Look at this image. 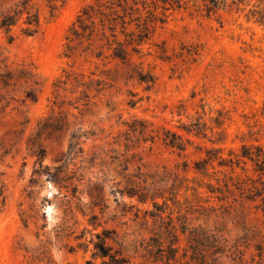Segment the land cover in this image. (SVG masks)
I'll list each match as a JSON object with an SVG mask.
<instances>
[{
    "label": "rangeland",
    "instance_id": "rangeland-1",
    "mask_svg": "<svg viewBox=\"0 0 264 264\" xmlns=\"http://www.w3.org/2000/svg\"><path fill=\"white\" fill-rule=\"evenodd\" d=\"M22 3L38 31L0 30V264H264V0L0 16ZM87 6L124 60L99 16L75 36Z\"/></svg>",
    "mask_w": 264,
    "mask_h": 264
},
{
    "label": "trees",
    "instance_id": "trees-1",
    "mask_svg": "<svg viewBox=\"0 0 264 264\" xmlns=\"http://www.w3.org/2000/svg\"><path fill=\"white\" fill-rule=\"evenodd\" d=\"M197 1H202L203 3H205L209 11L216 10L219 7V5L222 4L223 2V0H197ZM23 14L26 15V21L24 22L25 28L22 29L23 35L32 36L33 34H35L39 28L38 17L30 14L27 6L24 5L23 3L21 4V9L19 10L15 9L13 11L10 10L0 16V30H4L6 33L10 32L12 27L16 25L19 16ZM96 16H99V22L101 23L100 25L103 31L101 36L103 39L106 40L107 42L106 44L109 45L108 49L112 45H114L115 47L112 48L113 56L120 60H124L125 57L127 56L126 50L123 47V45L116 40L115 38L116 35L114 34L113 27L111 25V22L115 21L117 18L108 19L107 18L108 15L103 14L102 12H100V10L95 9L93 6H87L86 8H84L81 11V14L77 17V22L80 24L79 27L81 29V32L74 30L75 36L81 39L83 38L90 39L93 31L88 30L89 28L86 25V23L90 22L91 24H94L93 19L96 18ZM106 22L107 25L110 27L107 29H109V31L112 33L111 36L114 38L111 43H109V40L104 33ZM122 24L124 25V22H122ZM98 55H101V52H99ZM72 138L75 140L78 139V137H72ZM98 239H99V243L96 244L95 248L98 250L99 256L102 258L109 257L111 260L114 261L113 257L108 254V249H106L105 247V243H104L105 238L98 237ZM170 251L173 252L174 250L171 249ZM115 264H121V261L119 262L117 260Z\"/></svg>",
    "mask_w": 264,
    "mask_h": 264
}]
</instances>
